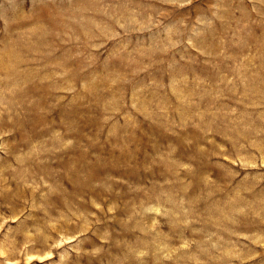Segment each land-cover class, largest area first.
I'll return each mask as SVG.
<instances>
[{"label": "rangeland", "instance_id": "374dc122", "mask_svg": "<svg viewBox=\"0 0 264 264\" xmlns=\"http://www.w3.org/2000/svg\"><path fill=\"white\" fill-rule=\"evenodd\" d=\"M0 264H264V0H0Z\"/></svg>", "mask_w": 264, "mask_h": 264}, {"label": "bare ground", "instance_id": "6f19581e", "mask_svg": "<svg viewBox=\"0 0 264 264\" xmlns=\"http://www.w3.org/2000/svg\"><path fill=\"white\" fill-rule=\"evenodd\" d=\"M2 61V60H1ZM4 61V60H3ZM26 62V61H25ZM19 64V63H18ZM5 65V64H4ZM21 65V64H20ZM5 69V68H4ZM28 75V74H27Z\"/></svg>", "mask_w": 264, "mask_h": 264}]
</instances>
